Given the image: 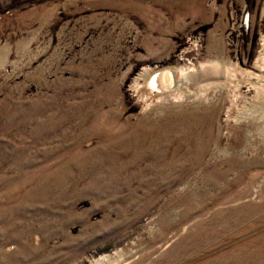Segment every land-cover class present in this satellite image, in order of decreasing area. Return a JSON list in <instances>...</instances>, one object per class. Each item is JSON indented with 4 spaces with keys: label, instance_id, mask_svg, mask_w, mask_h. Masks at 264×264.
Wrapping results in <instances>:
<instances>
[{
    "label": "rangeland",
    "instance_id": "374dc122",
    "mask_svg": "<svg viewBox=\"0 0 264 264\" xmlns=\"http://www.w3.org/2000/svg\"><path fill=\"white\" fill-rule=\"evenodd\" d=\"M0 264H264V0H0Z\"/></svg>",
    "mask_w": 264,
    "mask_h": 264
},
{
    "label": "bare ground",
    "instance_id": "6f19581e",
    "mask_svg": "<svg viewBox=\"0 0 264 264\" xmlns=\"http://www.w3.org/2000/svg\"><path fill=\"white\" fill-rule=\"evenodd\" d=\"M172 73H164V72H162V73H158L157 75H156V82H157V84L161 87V85H168L169 83H170V79H171V77H172V75H171ZM167 77H166V76ZM169 78V79H168ZM159 87V88H160ZM162 88V87H161ZM102 259H110V257L109 256H102L101 258H99L98 259V261H100L101 262V260ZM97 262V261H96Z\"/></svg>",
    "mask_w": 264,
    "mask_h": 264
}]
</instances>
